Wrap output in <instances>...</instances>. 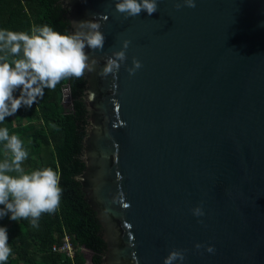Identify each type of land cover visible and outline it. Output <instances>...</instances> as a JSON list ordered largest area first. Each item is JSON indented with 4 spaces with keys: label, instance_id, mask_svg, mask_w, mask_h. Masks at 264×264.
I'll return each instance as SVG.
<instances>
[{
    "label": "water",
    "instance_id": "1",
    "mask_svg": "<svg viewBox=\"0 0 264 264\" xmlns=\"http://www.w3.org/2000/svg\"><path fill=\"white\" fill-rule=\"evenodd\" d=\"M59 2L71 31L96 18L105 35L102 52L86 49L98 64L84 76L74 177L101 229L100 264H162L172 249L187 250L183 264H264V0L179 11L159 0L152 16L129 19L113 0ZM124 39L127 60L102 79ZM133 58L142 68L130 77Z\"/></svg>",
    "mask_w": 264,
    "mask_h": 264
},
{
    "label": "clouds",
    "instance_id": "2",
    "mask_svg": "<svg viewBox=\"0 0 264 264\" xmlns=\"http://www.w3.org/2000/svg\"><path fill=\"white\" fill-rule=\"evenodd\" d=\"M113 3L115 13L129 19L139 17L142 12L152 16L158 11L159 0H113ZM174 7L177 11L182 7L193 9L196 0H177ZM72 26L68 34H61L48 24L33 25L30 33L0 29V124L21 107L31 108L43 97L45 89H55L61 81L70 78L81 79L86 73H97L98 61L86 49L103 51L105 35L100 31L101 23L92 18L73 22ZM130 43L122 40L120 50L106 57L98 73L102 79L110 75L113 80L117 78L127 60ZM141 68V62L133 58L131 67L125 70L131 77ZM17 91L19 95L14 96ZM0 144L8 154L0 160V205L3 206L0 218L7 215L11 221L28 220L31 227L38 228L41 215L54 213L60 205V176L52 167L26 173L22 165L28 152L21 138L10 135L7 127H0ZM191 214L202 217V206L191 209ZM194 248L214 253L211 246L197 243ZM186 252V249H172L162 264H183ZM11 254L7 229L0 227V264H6Z\"/></svg>",
    "mask_w": 264,
    "mask_h": 264
},
{
    "label": "trees",
    "instance_id": "3",
    "mask_svg": "<svg viewBox=\"0 0 264 264\" xmlns=\"http://www.w3.org/2000/svg\"><path fill=\"white\" fill-rule=\"evenodd\" d=\"M65 13L59 0H0V29L30 33L33 25L48 24L55 31L68 34L71 27ZM66 85L72 100V110L68 112L61 103L62 88ZM84 90V77L61 81L55 89H45L43 97L31 108L21 107L0 126L7 127L10 135H18L27 152L32 148L43 153L41 162L31 159L28 154L25 172L52 167L60 176L62 189L59 207L54 213L42 214L38 228L31 227L28 220L8 223L7 215L0 218V227L7 229L12 249L6 264H71L51 251L52 245L64 234L75 248L87 251L90 264L101 263L105 244L99 237L100 227L84 199L80 184L74 180L84 170L82 141L88 125L81 100ZM18 95V91L14 93V96ZM6 156L0 144V160ZM85 254L76 252L73 264H86Z\"/></svg>",
    "mask_w": 264,
    "mask_h": 264
},
{
    "label": "built area",
    "instance_id": "4",
    "mask_svg": "<svg viewBox=\"0 0 264 264\" xmlns=\"http://www.w3.org/2000/svg\"><path fill=\"white\" fill-rule=\"evenodd\" d=\"M66 86L62 88V101L65 99ZM61 101V102H62ZM63 103V102H62ZM51 251L53 253L59 254L63 259L69 260L73 264V259L76 252L86 253L87 251L84 248H75L68 237L67 234H64L63 237L52 245Z\"/></svg>",
    "mask_w": 264,
    "mask_h": 264
},
{
    "label": "rangeland",
    "instance_id": "5",
    "mask_svg": "<svg viewBox=\"0 0 264 264\" xmlns=\"http://www.w3.org/2000/svg\"><path fill=\"white\" fill-rule=\"evenodd\" d=\"M62 107L64 108L65 110V99L64 101H62ZM34 120V119H33ZM2 124H0L1 126ZM7 154V153H6ZM28 154L30 155L31 159H35L36 161L38 162H41L42 161V156H43V153L42 152H37L36 150H33L32 148H29L28 150ZM8 155V154H7ZM22 167L24 169H27L28 168V164L26 162V160L24 161ZM11 174H15V173H11ZM7 222H14V221H10V220H7ZM85 254V253H84ZM85 258H86V264H90V257L88 255V253L86 252L85 254Z\"/></svg>",
    "mask_w": 264,
    "mask_h": 264
},
{
    "label": "flooded vegetation",
    "instance_id": "6",
    "mask_svg": "<svg viewBox=\"0 0 264 264\" xmlns=\"http://www.w3.org/2000/svg\"><path fill=\"white\" fill-rule=\"evenodd\" d=\"M85 80V79H84ZM84 95V94H83ZM83 97V96H82ZM82 97H81V100H82ZM70 102H71V107H70V111L72 110V100H71V98H70ZM62 103V102H61ZM82 103H83V101H82ZM84 105V104H83ZM84 107H85V105H84ZM85 110H86V108H85ZM86 115H87V118H88V114H87V110H86ZM82 150H83V146H82ZM81 158H82V154H81ZM83 162V161H82ZM100 231H101V229H100ZM100 237V236H99ZM106 247V246H105ZM104 254V253H103Z\"/></svg>",
    "mask_w": 264,
    "mask_h": 264
}]
</instances>
